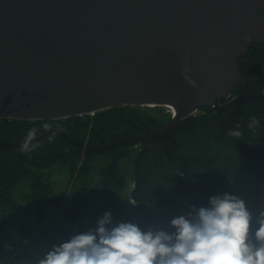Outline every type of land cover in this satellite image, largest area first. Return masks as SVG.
I'll return each instance as SVG.
<instances>
[{
  "label": "trees",
  "instance_id": "obj_1",
  "mask_svg": "<svg viewBox=\"0 0 264 264\" xmlns=\"http://www.w3.org/2000/svg\"><path fill=\"white\" fill-rule=\"evenodd\" d=\"M237 60L148 145L164 106L0 117V264H264V42Z\"/></svg>",
  "mask_w": 264,
  "mask_h": 264
},
{
  "label": "water",
  "instance_id": "obj_2",
  "mask_svg": "<svg viewBox=\"0 0 264 264\" xmlns=\"http://www.w3.org/2000/svg\"><path fill=\"white\" fill-rule=\"evenodd\" d=\"M264 0H0V117L166 106L146 142L228 97Z\"/></svg>",
  "mask_w": 264,
  "mask_h": 264
},
{
  "label": "flooded vegetation",
  "instance_id": "obj_3",
  "mask_svg": "<svg viewBox=\"0 0 264 264\" xmlns=\"http://www.w3.org/2000/svg\"><path fill=\"white\" fill-rule=\"evenodd\" d=\"M233 89H234V86H233ZM233 91V90H232ZM232 93V92H231ZM261 94V92H258L256 95H254V93L252 92L251 95H254L255 97L259 96ZM220 99V98H219ZM145 145H148L147 142L145 141ZM252 203L256 204L257 206H259L260 208L264 209V204L259 202V203H256L252 200Z\"/></svg>",
  "mask_w": 264,
  "mask_h": 264
},
{
  "label": "rangeland",
  "instance_id": "obj_4",
  "mask_svg": "<svg viewBox=\"0 0 264 264\" xmlns=\"http://www.w3.org/2000/svg\"><path fill=\"white\" fill-rule=\"evenodd\" d=\"M64 180H65L64 177L59 178V184H63L64 183ZM39 259H41L42 261H45L46 260L45 258H39Z\"/></svg>",
  "mask_w": 264,
  "mask_h": 264
},
{
  "label": "clouds",
  "instance_id": "obj_5",
  "mask_svg": "<svg viewBox=\"0 0 264 264\" xmlns=\"http://www.w3.org/2000/svg\"><path fill=\"white\" fill-rule=\"evenodd\" d=\"M164 107H166V106H164ZM166 109L169 111L168 107H166ZM196 111H197V110H196ZM196 111H195V112H196ZM169 112H170V111H169ZM195 112H194V113H195ZM194 113H193V114H194Z\"/></svg>",
  "mask_w": 264,
  "mask_h": 264
}]
</instances>
